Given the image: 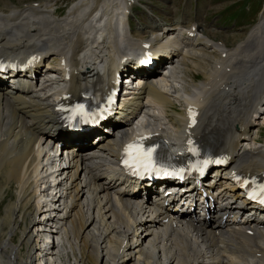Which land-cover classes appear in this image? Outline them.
<instances>
[{
	"label": "bare ground",
	"instance_id": "1",
	"mask_svg": "<svg viewBox=\"0 0 264 264\" xmlns=\"http://www.w3.org/2000/svg\"><path fill=\"white\" fill-rule=\"evenodd\" d=\"M50 1L55 0L20 5L7 2L5 8H0V52L39 49L45 59H56L55 65H52L54 68L59 66V55H63L71 67L66 92L71 96L89 94L105 78L94 90L102 93L104 86L109 85L118 62L124 57L129 60L131 54L118 46L113 29L109 28V34L99 30L95 35L100 20L93 12L101 10L102 14L112 16L120 10L121 1L76 0L69 10L73 23L68 22L66 17L57 18L55 11L45 8ZM201 23L190 21L187 16L172 23H154L149 26L148 38L137 36L131 29L130 41L138 47L144 41H151L152 44L161 41L173 56L181 59L182 74L173 81L175 85L185 87L183 94L176 91L168 96L165 93L166 80L161 82L162 88L149 87L162 105L160 114L166 117L173 105L171 97L189 102L188 97L193 94L211 99L216 91L221 93L219 98L224 99L212 103L199 121L201 131L207 135L202 141L207 144L212 142L216 151L227 150L230 153L226 169L261 173L264 171V141L258 143L251 122L258 114L264 117V3L256 22L239 41L236 36L233 41L237 42L232 48L226 42L210 39L216 35L212 30L207 31ZM192 25L196 26L197 35L189 34ZM167 34L176 37L168 40ZM222 51H225L224 56ZM197 68L202 72L203 79L194 83L197 73L191 71H197ZM223 88L229 90L222 95L219 89ZM47 97L41 98L25 89L10 90L4 81L0 82V181L5 179L16 189V200L7 206L8 214L0 217V264H34L35 260H45L48 254L53 256L51 258H57L59 254L70 264L72 259L74 264H87V261L94 264L222 262L218 244L211 241L212 234L207 238V251L195 246L182 249L173 237L164 240L156 228L164 223L165 217H175L180 208V217L197 214V201L202 199L203 203L205 200L215 203L224 212L242 209L243 205L247 208L242 192L227 183L211 189V185L204 186L205 182L202 185L191 182L180 187L174 181L164 182V187L158 191L143 182L129 180L118 174L112 165V159L117 154L115 134H101L99 140L92 142L89 152L77 154L71 167L63 170L67 179V197L59 199L63 208L55 213L62 215L56 222L62 226L60 240L63 242L59 249H55L49 241L52 233L49 223L38 219L41 212L45 215L53 211L49 209L51 202L38 194L40 182L44 180L41 175L47 173L44 164L50 155L42 154V151L51 140L62 134L61 123L53 111L54 105ZM126 120L121 118V123L113 125L115 133L127 127ZM172 120L177 123L176 128L171 131L166 129L165 133H173L180 125H186L179 115L172 116ZM162 124L160 122L159 126ZM161 137L168 139L166 134ZM51 176L54 177L55 173ZM167 189H174L175 193L164 196ZM149 190H154L155 194L149 196L146 193ZM165 201H168L167 205ZM43 206L46 208L43 209ZM5 225L8 226L7 231L4 230ZM34 225L37 226L35 233L30 227ZM17 231L21 234L18 242H14L13 235ZM241 237L247 239L244 233ZM66 244L68 250L64 252ZM237 246L245 251L242 252L243 257L239 254L231 256L238 260V264H264V246L254 244L250 249L244 244ZM23 252L28 254L26 259L22 258ZM222 256L223 259L233 260L230 256ZM19 258H22L21 262ZM44 264L56 263L45 261Z\"/></svg>",
	"mask_w": 264,
	"mask_h": 264
},
{
	"label": "rangeland",
	"instance_id": "2",
	"mask_svg": "<svg viewBox=\"0 0 264 264\" xmlns=\"http://www.w3.org/2000/svg\"><path fill=\"white\" fill-rule=\"evenodd\" d=\"M9 1H12L11 3H14L16 5H20L25 2L29 3L31 1L34 2L38 0H0V6L3 5L0 8H5L4 5ZM73 1L74 0H59L58 1L56 5H61L62 7L61 10L58 12L59 17L64 16L68 12V6ZM232 1L234 0H143V2L145 3L144 7L145 6L151 7L155 13H158L161 16H168L171 22H174V20L182 17L184 14H187L188 16L193 17L194 20L198 19V21L202 22L203 26L207 28V31L209 30L213 31V34L216 35V38H219V39L225 38V40H223L224 42L223 41H220V42L222 43L226 42V44L229 42L227 45L230 44L229 47L231 46V48L236 45L235 43L239 41L241 37L244 35V33L247 31L248 25L250 26L251 22L256 19V14L254 13L256 12V10L258 9L260 5V0H251V12L254 15H252L249 12V8H248L246 11V14H242L238 16L239 19H241L240 21H238L237 19L232 20V21L231 20L224 21V16L220 15L218 13V10L225 4H228ZM245 1L246 0H242V2H245ZM263 3H264V0L262 2V6H263ZM136 12L139 18V22L137 21L135 23V26L137 28H143L147 23H149L147 16L156 18V14H152L151 12H148L143 7L137 8ZM159 22H161V20H159ZM206 33L209 35V32H206ZM144 34H148V31H145ZM236 36L238 40L233 41L235 40ZM145 38H148V37H145ZM210 39L217 41L216 39L212 37H210ZM165 86H166V83H164V87ZM261 131L263 133L264 129H262ZM15 194H16L15 186L14 185L10 186L6 182L5 179H1L0 181V200L3 199V201L0 203V217L8 214L7 206L16 200ZM40 217L41 216L38 215V219ZM23 227H24V223L22 224L21 228ZM30 227H32L31 231L35 233L37 226L34 225ZM4 230L6 231L8 230L7 225L4 226ZM20 234H21L20 231H17L15 235H13L14 242H18ZM34 238L37 239V236H35ZM16 245H20V244L17 243ZM9 251H13V250L10 249ZM61 252L62 250L60 251V253ZM27 255H28L27 253L23 252L22 258L26 259ZM50 256L51 255L48 254L45 260H41V261L35 260L34 264L36 263L44 264L45 261H48V262L55 261L56 264H70L69 262L64 261L63 257H60L59 254L56 256L57 258L55 257L51 258L53 256L51 257ZM72 257H74L73 254H72ZM22 258H19V262H21ZM61 260L63 261V263L61 262ZM71 264H74V259L71 260ZM87 264H94V262L87 261Z\"/></svg>",
	"mask_w": 264,
	"mask_h": 264
},
{
	"label": "snow or ice",
	"instance_id": "3",
	"mask_svg": "<svg viewBox=\"0 0 264 264\" xmlns=\"http://www.w3.org/2000/svg\"><path fill=\"white\" fill-rule=\"evenodd\" d=\"M69 111L71 112V116L69 117V119H73L77 115H86L84 104H77ZM146 139H148V137L140 136L124 146L123 151L125 153V159L123 163L128 167L134 168L137 174L155 172L157 175L161 173L165 175H179V172L171 173L166 169L158 166L154 157V153L157 151L158 145L145 147L143 141ZM221 162L222 161H216V163ZM207 163L208 161H205V164ZM180 171L182 172L183 169H181ZM259 191L261 193H264V184L259 185ZM250 198L255 199V196L250 195ZM261 202L264 203V198L261 199Z\"/></svg>",
	"mask_w": 264,
	"mask_h": 264
}]
</instances>
